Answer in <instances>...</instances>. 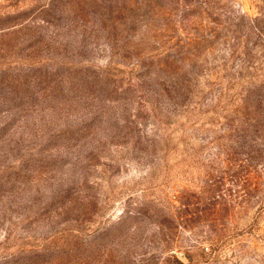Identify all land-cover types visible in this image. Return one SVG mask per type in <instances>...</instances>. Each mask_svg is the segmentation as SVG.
Instances as JSON below:
<instances>
[{"label": "rangeland", "instance_id": "obj_1", "mask_svg": "<svg viewBox=\"0 0 264 264\" xmlns=\"http://www.w3.org/2000/svg\"><path fill=\"white\" fill-rule=\"evenodd\" d=\"M0 264H264V0H0Z\"/></svg>", "mask_w": 264, "mask_h": 264}]
</instances>
